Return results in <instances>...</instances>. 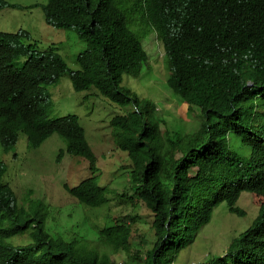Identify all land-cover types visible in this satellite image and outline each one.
Listing matches in <instances>:
<instances>
[{
  "label": "trees",
  "instance_id": "1",
  "mask_svg": "<svg viewBox=\"0 0 264 264\" xmlns=\"http://www.w3.org/2000/svg\"><path fill=\"white\" fill-rule=\"evenodd\" d=\"M5 7L15 5L0 0V10ZM42 11L46 24L74 31L86 49L71 71L54 47L37 52L26 45L27 32H0V144L10 151L22 133L34 148L58 135L65 147L56 161L80 157L91 172L64 189L98 209L113 191L99 184L97 157L78 117H48L43 86L69 72L74 91L94 88L111 103L130 106L109 122L113 141L131 161L120 198L148 209L154 236L133 248L132 216L90 226L95 242L53 236L56 227L45 225L48 206L28 196L29 207L19 206L1 182L0 264H118L113 257L120 253L127 260L119 264H174L221 204L243 215L235 207L243 192L258 206L256 217L224 255L202 264H264V0H45ZM136 13L163 46L167 86L194 119L190 131L121 86L123 76L140 77L148 63L131 29ZM5 170L0 161V179ZM20 237L29 243L15 245Z\"/></svg>",
  "mask_w": 264,
  "mask_h": 264
},
{
  "label": "rangeland",
  "instance_id": "2",
  "mask_svg": "<svg viewBox=\"0 0 264 264\" xmlns=\"http://www.w3.org/2000/svg\"><path fill=\"white\" fill-rule=\"evenodd\" d=\"M6 1L16 4L17 8L0 10V32L27 31L32 38L30 43L37 45V51L44 52L56 47L68 67L77 70L76 56L86 49V44L74 31L60 30L46 24L41 6L45 0ZM131 18V29L142 39L148 63L147 67H143L140 77L123 76L121 86L141 99L154 102L170 123L179 124L187 131L192 130L195 123L187 113L186 104L167 86L169 71L165 66L161 42L151 26L144 24L142 17L136 13ZM22 64L23 60L16 63L18 67ZM43 87L48 95L44 107L50 119L78 117L86 140L97 157L99 184L109 187L113 192L103 207L89 209L65 191L64 184L76 186L88 178L91 172L88 163L80 157L64 156L59 163L55 162L58 150L64 148L63 141L56 134L36 148H27L23 134L19 135L10 152H3L0 146V161L6 168L1 182L12 188L19 205L29 207L26 200L28 196L48 206L49 224L46 222L45 225L49 229V225L56 227V231L51 232L53 236L59 234L67 240L84 237L95 242L98 237L90 226L101 228L107 216H132L135 219L131 234L133 248L145 246L143 240L151 242L154 236L152 214L144 205L133 207L120 198L129 186L127 171L130 170L131 161L127 153L116 146L109 126L111 118L127 113L132 108L111 103L94 88L74 91L67 73L57 83ZM235 207L243 212L242 216L230 213L225 204L217 207L210 223L197 233L192 244L176 255L174 264H202L224 255L233 240L250 226L258 212V206L252 202V195L248 192L241 194ZM27 243V237H20L15 245ZM113 259L118 264L123 263L127 255L120 253Z\"/></svg>",
  "mask_w": 264,
  "mask_h": 264
},
{
  "label": "clouds",
  "instance_id": "3",
  "mask_svg": "<svg viewBox=\"0 0 264 264\" xmlns=\"http://www.w3.org/2000/svg\"><path fill=\"white\" fill-rule=\"evenodd\" d=\"M8 3H9V2H8ZM10 4H11V5H15V8H13V9H16V8H17V5H16V4H12V3H10ZM42 5H43V4H41V6H42ZM5 8H10V7H5ZM5 8H3V9H5ZM3 9H1V10H3ZM43 14H44V12H43ZM21 31H24V30H19L18 32H21ZM18 32H16V33H18ZM24 32H27V31H24ZM3 33H5V32H3ZM27 33H28L29 36H30V33H29V32H27ZM10 34H15V33H10ZM31 41H32V38H31V36H30V38L25 42L26 45H28V44L32 45V44H33V45L35 46V47H34V50L37 51V50H36L37 45H36L35 43H30ZM54 48H55L57 54H59L57 48H56V47H54ZM48 49H49V48H48ZM48 49H47V50H48ZM47 50H46V51H47ZM37 52H39V51H37ZM44 52H45V51H44ZM59 55H60V54H59ZM78 55H79V54H78ZM78 55H77V56H78ZM60 56H61V55H60ZM77 56H76V58H77ZM61 57H62V56H61ZM62 58H63V57H62ZM63 59H64V58H63ZM64 61H65V60H64ZM75 61H76V59H75ZM67 66H68V65H67ZM69 69H70V68L68 67V70H69ZM70 70H71V71H75V70H72V69H70ZM65 74H66V73H65ZM67 74H68V77L70 78L69 72H68ZM63 75H64V74H63ZM59 79H60V78H59ZM46 94H47V93H46ZM20 134H22V133H20ZM23 135H24V134H23ZM52 135H54V134H52ZM52 135H50V136H52ZM24 136H25V135H24ZM50 136H49V137H50ZM57 136H58V135H57ZM49 137H47L45 140H47ZM58 137H59V136H58ZM25 138H26V136H25ZM59 138H60V137H59ZM60 139H61V138H60ZM45 140H44V141H45ZM61 140H62V139H61ZM17 141H18V140H17ZM44 141H43L42 143H44ZM16 143H17V142H16ZM42 143H41L39 146H41ZM63 143H64V142H63ZM26 144H27V148H29V147L33 148L32 146H29V144L27 143V138H26ZM15 145H16V144H15ZM0 146H1V144H0ZM39 146H37V147H39ZM14 147H15V146H14ZM64 147H65V144H64ZM1 148H2V146H1ZM34 148H36V147H34ZM62 149H64V148H62ZM2 150H3V148H2ZM11 150H12V149H11ZM11 150H10V151H11ZM59 150H60V149H59ZM59 150H58V152H57V155H58V153H59ZM10 151H4V150H3V152H5V153H8V152H10ZM57 155H56V158H57ZM64 156H69V157H71V156L68 155V154H64L63 157H64ZM74 158H75V157H74ZM60 160H61V159H60ZM60 160H59V162H60ZM55 162H57L56 159H55ZM59 162H57V163H59ZM5 171H6V170H5ZM4 173H5V172H4ZM2 177H3V175H2ZM2 177H1V179H2ZM1 179H0V183H1ZM83 180H84V179H83ZM81 181H82V180H81ZM81 181H80V182H81ZM80 182H79V183H80ZM2 183H3V182H2ZM79 183H78V184H79ZM78 184H77V185H78ZM63 187H64V185H63ZM73 187H74V186H73ZM10 188H11V187H10ZM11 189H12V188H11ZM65 191H66V190H65ZM66 192H67V191H66ZM30 200H31V199H30ZM31 201H33V200H31ZM37 201H39V200H37ZM33 202H35V201H33ZM17 203H18V202H17ZM18 205H19V204H18ZM19 206H22V205H19ZM51 226H52V225H51ZM55 234H56V233H55Z\"/></svg>",
  "mask_w": 264,
  "mask_h": 264
}]
</instances>
